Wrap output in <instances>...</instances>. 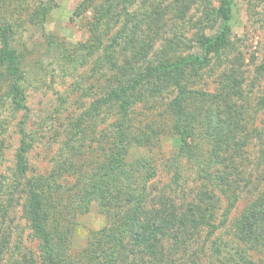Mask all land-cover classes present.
Listing matches in <instances>:
<instances>
[{
    "label": "trees",
    "instance_id": "trees-1",
    "mask_svg": "<svg viewBox=\"0 0 264 264\" xmlns=\"http://www.w3.org/2000/svg\"><path fill=\"white\" fill-rule=\"evenodd\" d=\"M204 1L81 0L87 35L71 43L44 29L56 0H0V105L29 109V27L54 55L58 98L86 99L45 171L16 122L0 264H264V53L250 74L233 0ZM92 204L109 222L78 241L74 217ZM16 209L28 233L13 242Z\"/></svg>",
    "mask_w": 264,
    "mask_h": 264
},
{
    "label": "rangeland",
    "instance_id": "rangeland-1",
    "mask_svg": "<svg viewBox=\"0 0 264 264\" xmlns=\"http://www.w3.org/2000/svg\"><path fill=\"white\" fill-rule=\"evenodd\" d=\"M206 1L203 2L204 5L208 4ZM80 2L81 0H56V7L48 16L44 29L67 42L76 43L84 40L87 35L86 22L91 14V8L83 12L78 11ZM198 9V6L193 4L189 11L195 15ZM230 27L233 36L239 39L241 50L245 53L247 60H252V55L254 56L255 63L249 64L246 67L247 71L250 74L258 71L255 64H260L264 53V1L233 0ZM39 33L36 28L29 27L25 34L29 46L35 44L32 57L37 54L40 58V62L34 67L30 65L32 57L29 56L28 58L27 56L26 60L27 64L29 63V77L32 79V84L26 88L29 109L25 114L19 112L13 118L10 116L7 107L0 105V121L6 129L4 132L2 161L0 163V172L4 175L0 176V184L2 182L4 186L3 190H5V184L11 178L9 168L18 137L16 122L25 120L28 128L34 132L36 143L29 153V161L34 169L45 171L52 166L51 157L56 153L60 136H63L65 117L68 116L72 108H80V105H83L86 101L83 98L73 102V98L70 96L68 102L64 103L58 98V93L63 92L60 70L54 60V55L47 56L42 53L43 47L38 41L40 39ZM43 66L47 67L44 71L41 70ZM40 75L42 77L38 78ZM160 176V181H165L167 178L162 173ZM5 177L7 178L5 179ZM243 204V199L238 201L236 210H239ZM11 217L12 222H10V225L13 242L18 239L19 235L25 240L28 230L18 209ZM74 221L76 222L75 238L81 241L88 231L100 229L108 224L109 217L101 212L95 204H92L87 212L77 214ZM34 245L35 242H32V246Z\"/></svg>",
    "mask_w": 264,
    "mask_h": 264
}]
</instances>
